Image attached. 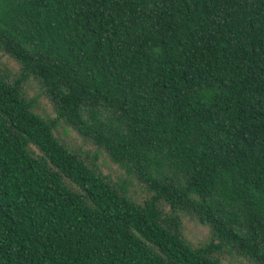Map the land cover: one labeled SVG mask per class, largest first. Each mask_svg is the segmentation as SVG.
Returning a JSON list of instances; mask_svg holds the SVG:
<instances>
[{"label":"trees","instance_id":"trees-1","mask_svg":"<svg viewBox=\"0 0 264 264\" xmlns=\"http://www.w3.org/2000/svg\"><path fill=\"white\" fill-rule=\"evenodd\" d=\"M0 51V264H264V0H0Z\"/></svg>","mask_w":264,"mask_h":264},{"label":"rangeland","instance_id":"rangeland-1","mask_svg":"<svg viewBox=\"0 0 264 264\" xmlns=\"http://www.w3.org/2000/svg\"><path fill=\"white\" fill-rule=\"evenodd\" d=\"M0 71L14 78L19 73L18 64L0 51ZM25 90L28 96H37L36 109L43 115L49 118H54L56 112L43 89L33 80L25 84ZM57 135L71 149L81 153L90 164H94L101 174L105 175L112 183L120 185L127 178L125 169L110 161L107 155L100 150L91 141L82 138L72 127L64 124L63 121L58 122ZM128 191L138 201L142 202L149 196V193L136 179H131L128 185ZM164 210L167 212L168 207L164 205ZM183 234L185 238L193 245H202L208 243L212 238V232L209 226L201 224L196 218L190 214H182ZM224 250H226L224 248ZM224 262L230 264H251L250 261L236 256H232L225 251Z\"/></svg>","mask_w":264,"mask_h":264}]
</instances>
